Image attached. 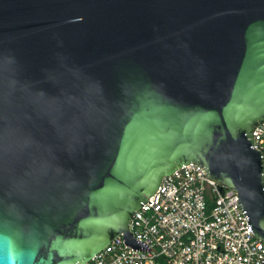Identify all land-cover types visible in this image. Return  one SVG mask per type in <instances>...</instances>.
<instances>
[{"label": "water", "instance_id": "water-1", "mask_svg": "<svg viewBox=\"0 0 264 264\" xmlns=\"http://www.w3.org/2000/svg\"><path fill=\"white\" fill-rule=\"evenodd\" d=\"M263 121L264 0H0V264L148 250L131 216L187 163L264 241Z\"/></svg>", "mask_w": 264, "mask_h": 264}, {"label": "built area", "instance_id": "built-area-1", "mask_svg": "<svg viewBox=\"0 0 264 264\" xmlns=\"http://www.w3.org/2000/svg\"><path fill=\"white\" fill-rule=\"evenodd\" d=\"M251 134L264 160V121ZM204 174L196 163L182 165L134 211L128 230L148 250H133L118 234L82 264H260L264 241L249 230L235 190Z\"/></svg>", "mask_w": 264, "mask_h": 264}]
</instances>
